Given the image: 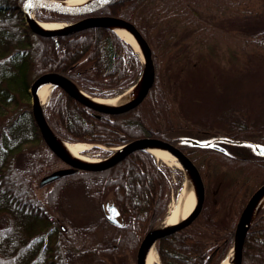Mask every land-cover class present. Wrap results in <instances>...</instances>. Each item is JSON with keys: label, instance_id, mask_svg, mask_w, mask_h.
Masks as SVG:
<instances>
[{"label": "trees", "instance_id": "trees-1", "mask_svg": "<svg viewBox=\"0 0 264 264\" xmlns=\"http://www.w3.org/2000/svg\"><path fill=\"white\" fill-rule=\"evenodd\" d=\"M25 1L0 0V220L6 221L0 226V264H88L102 257L136 264L144 237L163 227L170 213L171 170L138 150L106 170L77 169L41 186L62 161L37 128L30 88L39 76L55 72L95 97H116L138 83L143 59L104 27L71 35L35 34L21 11ZM241 1L119 3L114 14L133 23L152 49L156 79L145 100L126 112L105 114L57 87L44 111L51 130L64 141L113 148L143 137L158 138L181 148L196 164L206 189L202 211L190 225L157 241L161 264H221L233 248L241 212L264 183V156L231 154L217 145H184L183 131L213 130L204 118L197 64L186 51L180 55L183 60L175 54L190 47L184 44L192 38L207 53L220 41L264 50V14L236 17L231 9ZM259 1L264 6V0ZM37 12L42 21L81 18ZM211 12L230 17L243 39L235 40L203 18L202 13ZM238 108L229 109V115L240 116L224 135L264 146V119L255 118L250 113L254 110ZM210 165L220 172L219 179L208 176ZM176 173L183 176L179 169ZM107 203L119 207L121 225L107 219ZM242 264H264V209L247 234Z\"/></svg>", "mask_w": 264, "mask_h": 264}, {"label": "water", "instance_id": "water-1", "mask_svg": "<svg viewBox=\"0 0 264 264\" xmlns=\"http://www.w3.org/2000/svg\"><path fill=\"white\" fill-rule=\"evenodd\" d=\"M55 2L58 1L57 0H26L25 2L22 3L21 11L23 13L25 22L33 33L41 36H61V35H71L77 31L92 27H104L110 29L107 25L108 23H114L120 25L132 33V35L134 36V38L136 39L142 50L143 56L142 54H140L144 62V73L142 77L145 75V81L142 91L140 95L137 97V99L128 105H123L120 107H105L103 105H100L99 103L93 100L92 96L82 91L73 81L55 72L45 73L39 76L32 83L30 88V95L32 99V113L37 128L47 147L67 166L64 169L56 170L51 174L45 176L41 181V186H45L53 181L68 176L77 169L85 170V171H96V172L106 170L120 163L135 151L138 150L147 151L145 147L148 145H156L172 153L178 159V161L190 172L196 183L197 192H198V201H197L196 209L193 211V213L185 221H183L178 225L172 227H168L167 225L163 226L161 228L151 231L144 237L138 249L137 257H136V264H144V256L147 247L149 246L155 247L157 241L190 225L198 217V215L202 211L205 202L206 189H205L204 180L196 164L181 148L173 145L170 142L158 138L143 137L128 142L123 146L122 151H120V153L116 157L112 158V156L116 153L113 152L109 156L102 158V160H105V162L98 165H85L82 163H78L73 159H71L70 157H68L59 148L53 137L54 132L51 131V128L44 115V109L42 108L40 100L38 98V89L43 81H50L54 85V87L56 88L58 87L62 89L70 97L77 100L78 102H80L81 104H83L84 106H86L87 108L93 111L99 113H105V114H118V113L126 112L136 107L145 100L148 93L154 86L156 79V68L153 60L152 49L148 41L143 37L142 33L136 28L134 24H132L131 22L125 19L119 17H113V16H92V17L90 16L74 24L66 26L60 30L49 32V31H44L40 28V26L38 25V20L34 16L37 11L42 10V11L55 13L61 16L85 17L88 15L95 14L103 10L104 8L108 7V5L112 2V0H95V3L92 5V7L83 8V9H67L66 7H62L55 4ZM97 147H98L97 145H92L90 149H94ZM90 149L84 151V153L89 152ZM261 151H264V146H260L258 148V154ZM181 170L185 174V171L183 169ZM263 195H264V183L252 194L245 208L241 212V215L238 219L234 232L233 264L243 263V253H244L246 237L251 226L253 225V222L258 216L257 215L250 223L249 222L250 215L253 211L254 206L262 198ZM108 210L109 211L107 214V219L112 224L121 225L119 221L120 211L118 206L109 205Z\"/></svg>", "mask_w": 264, "mask_h": 264}, {"label": "rangeland", "instance_id": "rangeland-1", "mask_svg": "<svg viewBox=\"0 0 264 264\" xmlns=\"http://www.w3.org/2000/svg\"><path fill=\"white\" fill-rule=\"evenodd\" d=\"M232 10L234 15L238 18H244L250 13L264 14V6L259 0H242L241 2L236 3L234 7H232L231 11ZM37 14L38 12H36L34 16L40 21ZM202 16H204L203 18L208 22L218 26L221 31H226V33L235 38V40L238 41L243 39L241 30L232 25V20L227 15L221 16L216 14V12H211L207 15L202 13ZM44 22L59 23L60 20H46ZM65 24L69 26L71 23L65 22ZM181 36H185V31L181 32ZM184 45L192 48L183 47L178 49L175 58L183 60L182 57L180 58V55L186 51L191 59L190 61L197 64L196 69H199L198 81L201 83L200 95L203 96V106H205L206 113L204 118L207 120L206 125L209 130H213L212 132L200 130L183 131V136L186 137L184 145H217L228 149L231 154L241 152L250 157L261 156L258 155V145L244 141L231 142L229 141L231 138L226 137L224 133L228 132L227 128L236 126L238 116H240L239 112L238 114L235 113V115H229V109L231 108L239 109L238 107H240L242 110L247 109V112L254 110L255 112L250 113L253 114L255 118L260 117L261 119H264V50L244 47L237 42L228 45L225 42L220 41L217 44L215 43V45H213L208 51L209 53H207L199 49L200 46L197 45L193 38L188 40ZM176 65H180V62ZM91 96L95 97L94 95ZM47 105L43 107L44 111ZM217 114L225 115L217 116ZM216 118H222L220 123L217 125L212 124L211 122ZM232 122H234V124H232ZM250 122L256 123L254 119H250ZM102 151L106 152L104 148H102ZM101 153L103 152L93 149L84 153V155L100 159L106 157L105 155H97ZM155 160L160 167H169L172 173V191L170 193L171 203L169 204L170 211L185 187L186 177L183 173V176L179 178V175L176 173L178 168L169 166L164 162L159 161L157 158H155ZM66 167L67 166L61 162L56 166L55 170L64 169ZM208 176L215 177L214 179L216 180V178L219 179L221 175L215 167L210 165ZM43 192V190H38L39 195H42ZM74 201L77 206L80 199L77 198ZM109 204L112 205L111 203ZM79 213L80 212H77V214ZM4 224H6V221L0 220V226ZM226 258L231 261L234 260L233 249L229 251V255ZM88 264H117V262L115 259L102 257L99 263H96L95 261L94 263L91 262ZM157 264H161L160 259Z\"/></svg>", "mask_w": 264, "mask_h": 264}, {"label": "bare ground", "instance_id": "bare-ground-1", "mask_svg": "<svg viewBox=\"0 0 264 264\" xmlns=\"http://www.w3.org/2000/svg\"><path fill=\"white\" fill-rule=\"evenodd\" d=\"M94 3L95 0H66V1L55 2V4L62 7H66L67 9L90 8ZM38 25L42 30L49 32L57 31L67 26L65 23H48L39 20H38ZM107 25L121 39H123L125 42L130 44L137 53H140L143 56L142 50L138 42L136 41V39L134 38V36L130 31L114 23H108ZM144 81H145V75L141 78L138 84L134 85L133 87L129 88L127 91L121 93L116 97H112V98L93 97V100L105 107H120L123 105H128L133 101H135L137 97L140 95L144 85ZM53 89H54V85L50 81H43L40 84L38 89V98L40 100L42 108L48 104ZM53 137L59 148L68 157H70L71 159H73L78 163H82L85 165H98L105 162V160H102L100 158L84 155V151L90 149L92 145L89 144L87 145L84 143L66 142L61 140L55 134L53 135ZM122 149L123 147L117 148L116 153L112 156V158L116 157L120 153V151H122ZM145 149L147 150V152H149L159 161H162L169 166L183 169L185 171V176H186L185 187L182 190L177 202L171 208L170 213L166 220V225L168 227L178 225L183 221H185L196 209L197 201H198V192H197L196 183L190 172L178 161V159L172 153L156 145H148L145 147ZM262 209H264V195L254 206L249 219L250 223L253 221V219L258 215V213ZM158 261H159V257L155 247L154 246L147 247L144 256V264H157ZM221 264H233V261H231L228 258H225L221 262Z\"/></svg>", "mask_w": 264, "mask_h": 264}, {"label": "flooded vegetation", "instance_id": "flooded-vegetation-1", "mask_svg": "<svg viewBox=\"0 0 264 264\" xmlns=\"http://www.w3.org/2000/svg\"><path fill=\"white\" fill-rule=\"evenodd\" d=\"M127 0H112V2L108 5V7H106V8H104L103 10H101V11H99V12H97V13H95V14H92V15H88V16H85V17H82V18H79V19H84V18H86V17H92V16H113V17H119V18H122V19H125V18H123V17H120V16H118V15H116V14H114V9L117 7L116 5H118L119 3H125ZM108 8V11H106V9ZM108 12V13H107ZM78 19V20H79ZM125 20H127V19H125ZM49 21V20H48ZM128 21V20H127ZM130 22V21H129ZM133 24V23H132ZM229 141H231V142H234V141H237V142H241V141H239V140H236V139H234V138H231V139H229ZM168 142V141H167ZM248 143V142H247ZM174 145V144H173ZM115 147H113V148H107L108 149V151H106V152H104V151H102V148H97V149H95V150H99L100 152H103V153H101V154H99V155H105V156H109L110 154H111V150L112 149H114ZM104 149H106V148H104ZM226 150H228V149H226ZM108 203H107V205H106V210H107V212L109 211L108 210Z\"/></svg>", "mask_w": 264, "mask_h": 264}, {"label": "snow or ice", "instance_id": "snow-or-ice-1", "mask_svg": "<svg viewBox=\"0 0 264 264\" xmlns=\"http://www.w3.org/2000/svg\"><path fill=\"white\" fill-rule=\"evenodd\" d=\"M249 147H251V146H249ZM259 155L264 156V151H261V152L259 153Z\"/></svg>", "mask_w": 264, "mask_h": 264}]
</instances>
